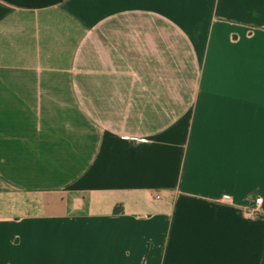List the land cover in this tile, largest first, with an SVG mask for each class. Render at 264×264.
<instances>
[{
  "label": "crops",
  "instance_id": "1",
  "mask_svg": "<svg viewBox=\"0 0 264 264\" xmlns=\"http://www.w3.org/2000/svg\"><path fill=\"white\" fill-rule=\"evenodd\" d=\"M0 264H264V0H0Z\"/></svg>",
  "mask_w": 264,
  "mask_h": 264
},
{
  "label": "built area",
  "instance_id": "2",
  "mask_svg": "<svg viewBox=\"0 0 264 264\" xmlns=\"http://www.w3.org/2000/svg\"><path fill=\"white\" fill-rule=\"evenodd\" d=\"M155 197H158V194H156ZM224 201H229V199H224ZM260 202L261 199L259 197L254 198L253 205L249 208V211L256 209V207L260 204Z\"/></svg>",
  "mask_w": 264,
  "mask_h": 264
},
{
  "label": "trees",
  "instance_id": "3",
  "mask_svg": "<svg viewBox=\"0 0 264 264\" xmlns=\"http://www.w3.org/2000/svg\"><path fill=\"white\" fill-rule=\"evenodd\" d=\"M115 210H117V209H115Z\"/></svg>",
  "mask_w": 264,
  "mask_h": 264
}]
</instances>
